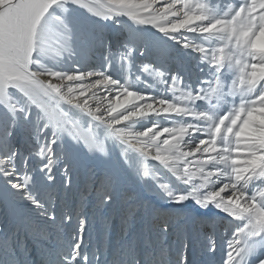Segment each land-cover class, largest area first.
<instances>
[{"label": "snow or ice", "instance_id": "1", "mask_svg": "<svg viewBox=\"0 0 264 264\" xmlns=\"http://www.w3.org/2000/svg\"><path fill=\"white\" fill-rule=\"evenodd\" d=\"M92 3L94 7L89 10L94 14L103 5V11H115L117 15H126L134 21L140 13L147 14L153 8L165 6L172 11L181 9L182 14L187 17L198 18V23H203L204 28H212L218 19L205 0H114V7H108L106 0H92ZM54 6L59 7L62 15L54 17L57 31L45 38L41 25ZM68 6L83 7V3L82 0H0V113H3V118L0 119V177L15 190L16 195L32 205L39 215L54 221L50 206H46L31 190L33 180L29 174V156L39 158V170L44 172L46 181L53 182L59 174L63 176L64 185L67 187L72 177L71 170L63 163L64 138L80 144L88 153L107 154L105 140L98 137L93 130V125H102L106 129V138L118 136L129 148L146 159H152L157 154L161 158L169 157L166 160V164L171 165L168 170L171 173L180 170V180L186 188V191L176 194L175 203L191 200L201 208L212 206L223 213L222 219L231 221L228 225L232 229L231 237L225 241V251L219 264H236L239 259L238 251L247 249L251 252L254 245L250 242L257 238V233L264 236V223L260 222L264 216V164L257 163L245 170L250 161L264 159L261 156L264 147L259 143L241 139L243 129L251 124L249 113L259 106V101L246 105L234 123L232 121L235 112L223 123L213 119L211 113L197 119L190 115L165 112L159 115L150 113L147 117H133L132 119H147L150 123L139 129H129V112H134L142 105L157 106L166 97L146 95L131 90L128 86L121 87L123 83L113 79L106 71L80 70L75 67L72 70L49 68L44 73L37 71L41 62L40 52L46 49L59 52L70 43L71 29L63 18V13L69 11ZM236 10L240 11L241 17L232 20L231 27L223 29L226 40L219 46L205 48L203 55L212 60L219 58L217 66L221 68L224 65L233 66L235 61L234 66L240 73L241 83L246 84L250 79L252 66L264 65V55L253 50L258 35H264V0H248L243 9L238 5ZM245 14L247 22L241 23ZM253 16L261 23L252 21ZM140 22L143 23V20ZM157 30L162 32L163 28ZM241 32L247 35L241 38ZM209 35L211 33L202 29L199 38L202 40ZM182 44L191 50L192 46H197L195 40L188 39L183 40ZM237 50L240 57L246 58H238ZM198 54L201 55L199 52ZM110 56L111 54L106 56L105 60L109 61ZM130 56L131 52L127 50L119 53L116 59L127 65ZM41 75L46 76L47 80H42ZM106 77H111V81L116 82L113 83L105 79ZM260 86H264V80L260 81ZM128 93H136L135 103H125ZM258 93L259 87L253 95ZM118 104L123 105L120 111H117ZM71 110L87 117V125L79 118H74L70 114ZM121 117L125 119L120 120ZM165 117L168 119L165 120ZM175 122L182 124L177 125ZM189 123L203 124L204 127L195 132L189 128L188 132L192 134L188 135L184 132L183 125ZM217 124H220L219 128ZM18 130L31 136L35 142L29 156L21 155L11 146V138ZM150 137L154 138L151 142ZM175 142H179L181 155L178 158L172 156ZM225 166L231 170L228 176L222 175ZM143 174L148 175L146 167L143 168ZM209 176L216 179L211 186L208 184ZM173 177L177 179L176 175ZM115 183L112 173L105 172L97 179L95 172L89 170L84 188L90 189L96 184L95 190L103 203L112 198ZM158 187L167 190L168 185L161 183ZM85 194L82 193L81 198ZM134 199L135 196L128 193L123 196L126 204ZM233 201L238 203L239 210H233ZM140 206L136 203L127 204L122 220L125 227ZM153 215L164 216L159 212ZM73 218L74 242L71 243L70 251L62 255L63 262L89 264L88 255L81 247L87 231L85 218L79 212L74 217L66 214L57 223V232L62 230L64 221ZM190 222L200 237L198 246L202 247L203 253L213 256L217 251V235H224L218 233L220 225L215 221L196 217L191 218ZM37 229L38 226L33 225L32 231L41 239L49 238L47 230ZM164 230H167L166 225ZM188 248L189 244L182 239L177 264H191L186 254ZM160 253L167 257L166 251L161 250ZM93 260L97 261L98 257L94 256ZM51 261L52 259L45 256L44 264H51ZM205 264H212V261H206Z\"/></svg>", "mask_w": 264, "mask_h": 264}, {"label": "bare ground", "instance_id": "2", "mask_svg": "<svg viewBox=\"0 0 264 264\" xmlns=\"http://www.w3.org/2000/svg\"><path fill=\"white\" fill-rule=\"evenodd\" d=\"M205 2L209 5L211 12L218 15L224 10L228 0H205ZM232 2L238 6L240 0H232ZM135 25L138 24L135 23ZM138 27L142 28L143 38L121 22L118 25L120 32L106 35L105 41L91 51V56L89 54L83 60H78L76 68L106 71L113 79L121 83H124L125 75L130 83L132 73L136 77L140 76L141 88L135 90L158 97L160 92L151 86V79L139 71L140 64L151 63L161 68L167 72V78H170L172 74L181 76L184 82L193 88L207 78V65L200 61L198 53L183 48L182 41L178 43L174 39H169L150 25H138ZM183 35L195 42H200L198 34ZM157 46H160L161 50L156 51ZM129 47L134 50L127 63L134 65L135 68L132 71L128 69V65L116 59L119 53L126 52ZM109 54H111L110 60L106 61L105 57ZM128 87L133 90L130 84ZM70 114L74 118H79L85 126L87 125V117L75 110H71ZM149 123V121H141L135 124V128L148 126ZM162 123L166 124L167 121ZM93 130L98 137L105 140L108 155L102 157L98 153L89 154L77 143L78 151L76 149L74 151L72 147L75 144L66 137L69 141L66 147L69 149L63 150V163L71 170L72 177L67 187L64 185L63 176L59 174L51 183L45 180L44 172L39 170V158L29 156L35 144L31 136L19 130L13 135L11 146L21 155L29 156V174L34 176L31 190L44 201L46 206H50L51 215L55 220L50 221L47 216L39 215L32 205L16 195L15 190L0 177V258L7 260L8 264H35L37 260L45 259L47 256L64 264L62 255L70 251L71 243L74 242L72 238L75 235V219L64 221L60 232H57V223L66 214L74 217V214L79 212L87 221V231L81 247L88 255L89 264L94 256L98 257L97 264H100L105 256L112 257L114 253L123 254L126 259L132 256L142 258L149 250L153 252V255L164 250L169 264H177L182 239L189 244L186 254L189 256L192 252L194 255V258L190 260L191 264H205L209 260L212 264H219L225 251V241L231 237L232 229L228 227L231 221L227 218L222 219L223 213L212 206L201 208L191 200L177 204L157 195L150 182L139 184L134 177V172L141 161L139 154L128 150L122 155L124 146H117L115 141L106 138L104 126L93 125ZM89 170L95 172L97 179L105 172H110L115 177L116 183L110 200L101 203L95 190L96 184H93L90 189L84 188ZM165 175H168L166 170ZM170 179L178 191L185 188L184 185L178 184L174 177ZM82 193H86L83 198H81ZM125 193L135 194V199L128 201L127 204L141 205L136 209L126 227L122 224L127 208L123 200ZM2 196L8 198L4 209L1 208ZM155 212L164 216H154ZM193 217L215 221L220 225L218 233L224 235L222 237L217 235V251L211 257L203 253L202 247L197 244L200 237L195 226L190 222ZM33 225L38 226L37 230L40 228L47 230L50 234L49 238L41 239L32 231ZM145 240L148 244H145ZM259 258L257 256L253 259Z\"/></svg>", "mask_w": 264, "mask_h": 264}, {"label": "clouds", "instance_id": "3", "mask_svg": "<svg viewBox=\"0 0 264 264\" xmlns=\"http://www.w3.org/2000/svg\"><path fill=\"white\" fill-rule=\"evenodd\" d=\"M248 0H240L239 6L241 9L245 7V4ZM83 9L91 14L100 18H106L112 20L115 16H126V15H117L115 11L109 13L103 11V5L97 9V13L91 12L89 9L94 7L92 0H82ZM108 7H114V0H106ZM237 6L232 0L224 5V10L220 12L216 17L217 23L212 25V28H204L203 23H198V18L187 17L186 14H182L181 9L176 11L170 10L168 6L164 8H153L147 14L140 13L137 19L134 21L138 25H151L155 29L163 28V31L157 30L159 33L167 36L169 39H174L178 43L181 41L189 39L188 36L183 35L185 33L200 34L201 30L211 33L209 36H204L200 42H196L197 46H192V51L194 53H201L200 61L207 65V78L202 80L199 85L193 88L191 85H188L184 82L183 77L176 74H172L170 78H167L168 74L166 71L161 70L159 67H155L151 63H142L139 65V71L144 74L146 77L150 78L152 81V87H155L157 91L160 92V96L166 97L165 100L161 101L157 106H140L134 112H129L127 118L130 120L129 129L135 128V124L140 123L141 121L147 122V119H132L133 117H147L150 113H156L157 115L161 113H176L177 115H190L197 119L207 117L211 113L213 119H217L220 123L235 112V117L233 118V123L235 119H238L242 113V109L246 105L259 101V106L253 108L249 113L251 124L246 126L243 129L241 139L245 141H253L259 143L261 147H264V86H260V81L264 80V65L256 64L252 66V72L249 74L250 79L246 84L241 83L240 73L234 66L224 65L223 68L218 67L219 58L216 60L209 59L203 55L205 48L219 46L226 40V35L223 32V29L231 27V21L236 20L241 17L240 11L236 10ZM235 10V14L233 12ZM264 16V14H262ZM128 17V16H126ZM143 20V23L140 20ZM227 21L228 23H223ZM252 21L261 23V21H256V17H252ZM211 21H209L210 23ZM241 23L247 22V14L241 18ZM213 28L216 31L213 32ZM264 31V30H262ZM175 34V35H173ZM247 35L245 32L240 33V37L243 38ZM71 39V36H70ZM203 45L202 47H198ZM182 47L188 49L187 46L182 44ZM130 50L131 55L133 49L131 47L127 48ZM254 51L259 52L264 55V35H258L256 39ZM73 54V48L71 43L59 52H54L50 49H46L40 52L41 62L37 69L39 73H44L48 71L49 68H60L65 63V57L71 59ZM238 58L240 57L239 50H237ZM147 69V70H145ZM42 80H47V77L41 75ZM105 79L111 81V77H106ZM136 81H140V76L136 77ZM136 81H133L136 82ZM115 83L116 81H111ZM59 83V82H57ZM129 85V79L127 75L124 76V83L121 87H126ZM259 87L258 95H253ZM116 99V98H114ZM136 101V93H128V99L126 104H132ZM199 102V105H198ZM123 105L117 107V111H120ZM125 119L121 117L120 120ZM165 120L168 117L164 118ZM248 119V117H246ZM162 123V121H161ZM177 125L182 124V122H175ZM220 124H217L219 128ZM204 127L201 125H193L191 123L183 125V130L186 134L191 135L192 133L188 132V129L191 128L195 132L198 128ZM167 130V129H165ZM154 138H149V142ZM183 137H181V140ZM111 140L115 141L117 146H124L122 152H127L132 150L129 148L118 136H113ZM188 143H191L189 141ZM179 142H175L173 145L172 156L177 158L181 155L179 150ZM199 147V145L197 146ZM133 151V150H132ZM93 154V153H89ZM102 157H107V154L98 153ZM139 154V153H138ZM141 161V166L134 172V177L137 182L141 185L150 182L153 190L159 195L162 199H167L174 202V197L177 193L186 191L184 188L181 191H178L177 188L172 184L170 177L173 175L177 176L176 182L185 186L180 180L182 172L178 170L176 173H171L168 169L171 165L166 164V160L169 157L161 158L159 154L152 157V159H146L139 154ZM261 156L264 157V153H261ZM214 159V157H213ZM153 160L157 161L156 163ZM257 163L264 164V159L252 160L246 166L245 170L248 167H254ZM148 169V175L143 174V168ZM165 170L168 175H165ZM230 169L225 166L222 175L228 176L230 174ZM218 179V178H217ZM216 182V179H213L209 176L208 184L211 186ZM166 183L168 185L167 190L160 189L158 184ZM171 193L172 195H169ZM130 195H135L134 193H128ZM199 195L200 193L197 192ZM186 201V200H185ZM185 201H182L185 202ZM233 210H239L240 206L236 201H233ZM261 223H264V216L260 219ZM254 247L252 251L249 252L245 249L243 252L237 253L239 259L236 260V264H264V236H261L257 233V238L250 242ZM145 244H148V241L145 240ZM259 256V259H253L254 257ZM0 264H8V261L4 258H0ZM35 264H44V259L37 260ZM51 264H60L59 260L52 259ZM90 264H97V261L91 260ZM100 264H169L166 257L161 253H156L153 255V252L149 250L144 254L142 258L137 256H132L131 258H124L123 254L114 253L112 257L105 256L104 260Z\"/></svg>", "mask_w": 264, "mask_h": 264}, {"label": "rangeland", "instance_id": "4", "mask_svg": "<svg viewBox=\"0 0 264 264\" xmlns=\"http://www.w3.org/2000/svg\"><path fill=\"white\" fill-rule=\"evenodd\" d=\"M68 7L69 11L63 13V18L71 29L70 43L73 48V54L71 56V59L65 57V63L60 67L62 69L72 70L74 67L76 68L78 60H83V58L86 55H89L91 51L96 48L97 45L104 42V38H106V35L110 36L111 34H118L120 32L118 25L121 22H124V24L130 27L139 37L143 38V36L141 35L142 28L138 27V25H135V23L126 16H115L112 20H108L106 18H100L95 15H91L87 13L82 7ZM60 15H62V13L59 7L57 6H54L52 9L49 10V14L46 15L41 25V32L45 38L53 35L57 31V26L54 17ZM112 49L114 50L113 47ZM157 50H161V47L157 46L156 51ZM127 65L129 66L128 69L130 71L134 70L135 67L133 64ZM130 77L131 78L129 84L131 85L134 91L139 92L138 90L141 88V84L139 83V81H136V76L132 73L130 74ZM133 81H136L134 82L135 86H133ZM2 118L3 113H0V119ZM17 132L18 131H16L14 134H17ZM65 138L63 140V144L65 145L63 150L67 151L69 148L66 147V143L69 144V141L67 138L65 140ZM74 144L75 146L72 147V150L75 151V149L77 150V144ZM31 177L34 182V176ZM32 184L30 185V187H32ZM45 185L47 186L48 183L46 182ZM7 199L8 198L6 196H2V209H4V204Z\"/></svg>", "mask_w": 264, "mask_h": 264}]
</instances>
